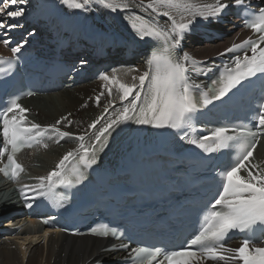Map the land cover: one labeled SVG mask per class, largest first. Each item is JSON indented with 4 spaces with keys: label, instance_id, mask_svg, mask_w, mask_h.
Returning <instances> with one entry per match:
<instances>
[{
    "label": "snow or ice",
    "instance_id": "6c2138e0",
    "mask_svg": "<svg viewBox=\"0 0 264 264\" xmlns=\"http://www.w3.org/2000/svg\"><path fill=\"white\" fill-rule=\"evenodd\" d=\"M63 4L73 9L86 10L90 0H61ZM106 9L113 12L117 9L123 11L130 7L128 0H97ZM237 7H242L246 18L244 25L258 33L257 40H244L240 44L233 43L225 52H234L239 49H247L243 56L236 55L233 65H225L211 86H205L195 82L190 73L206 75L211 69H205L204 61L194 59L188 52L177 55L176 49L182 44L185 34L191 31V25L195 18L211 22L218 18L230 4L222 0L215 3L199 5L194 0H141L140 7L143 11L154 14L152 20L137 17L131 21V28L140 39L153 38L158 43L146 59L147 70L133 80H139V90L135 84L128 85L117 80L115 73L111 77L102 75L100 78L115 84L120 92V100L134 98L117 113L104 127L95 134L93 145L85 147L84 137L81 141L77 157L76 152H68L56 165V170L50 172L47 177L40 178L37 189L39 195H47L52 191L55 184H71L69 171H77L75 166L69 169L68 165L78 159L86 167H91L97 161L98 151L104 147L103 140L106 133L114 126L129 121L138 125H151L153 128H171L178 131L192 129L195 131L193 120L195 114L201 107H207L214 100L226 97L243 81L259 75H264V7L258 12H248L246 0H230ZM27 0H0V30H10L19 27L18 24L9 23V19L23 16V8L15 7L26 4ZM12 10H9V9ZM157 16H165L171 21L166 28H161L155 22ZM179 16V21L177 20ZM250 16L251 18H247ZM26 42V41H25ZM7 45L8 40H3ZM23 44L11 49L12 53L21 51ZM251 51L252 55L247 52ZM225 53H221L224 55ZM147 81V83H146ZM196 90H199L198 92ZM111 90L109 89V94ZM31 94V93H29ZM107 111V108L105 109ZM27 109L21 107L17 99H12L10 104L0 112V123L3 136V147H0V157L7 154V165L0 168L5 176L12 172L16 175L23 171L21 165L16 163L15 155L29 140L42 136L47 129L35 123L25 126ZM9 113H12L9 116ZM62 119H67L62 117ZM258 122L256 127H264V102L261 103L258 114L254 117ZM57 124L60 123L58 120ZM93 122L89 127H95ZM59 136L69 135L60 132L55 126L51 128ZM232 134L229 135L228 133ZM103 138V139H102ZM181 140L187 139L189 144L196 145L204 152H216L221 149L239 147L237 159L219 170V190L213 195V199L205 206L200 228L196 234L187 242V246L179 250H162L160 248L147 249L137 247L132 249L131 258L133 264H204L206 260L230 261L239 260L242 264H264V243L257 246L252 236L257 231L264 232V170L258 169L253 175L248 171L247 177L239 175L245 167V161L252 156V150L256 147L257 133L247 126L240 128L227 126L215 127L209 134L198 138L181 135ZM47 181V184H45ZM80 175L77 174L76 182L79 183ZM35 190V189H34ZM28 207H31L29 204ZM47 223V221H45ZM232 231L245 234V238L238 248L224 247L222 241ZM93 236L107 237L109 234L119 238L115 229L107 225L93 227L90 231ZM195 246V247H194Z\"/></svg>",
    "mask_w": 264,
    "mask_h": 264
},
{
    "label": "bare ground",
    "instance_id": "6f19581e",
    "mask_svg": "<svg viewBox=\"0 0 264 264\" xmlns=\"http://www.w3.org/2000/svg\"><path fill=\"white\" fill-rule=\"evenodd\" d=\"M93 5L102 10L104 16L111 15V10L101 6L97 0H90ZM141 0H128L130 7L123 11L117 9L115 11L116 23L114 29L109 26L101 24L96 20L95 15L87 6L86 10L73 9L61 2V0H27L26 4L17 5L15 7L23 8L24 14L15 19H9V23L18 24L19 27L10 30H0V54L6 52L9 44L13 43L18 38L22 37L21 41H26L32 44L33 47L39 49L42 56H47L49 51L55 49L60 41H66L62 47L67 46L68 52H63L66 57L77 58L82 63L88 61L94 62L93 54L84 55V49L91 45L94 37H99L98 41L104 48L102 51H97V56L101 53H106L116 69L106 74L111 77L113 73L117 80L121 83L137 86L139 90V80H133V77H138L147 70L146 59L140 57L133 64V69L124 67L125 56H115L118 50H121L123 45H131V39L136 37L125 27H119V19L142 17L145 20H152L154 14L145 12L141 9ZM147 0H145V3ZM195 3L203 5L206 3H215V0H194ZM222 2H230V0H222ZM9 10H12L11 8ZM179 21V16L176 17ZM216 18L211 22L204 21L199 17L195 18L193 24L190 26L191 31L185 34L182 44L176 49L177 55H183L188 52L194 59L204 61V67L207 69L211 66L214 58L221 52L229 48L236 41L244 38L233 40L236 32H232L230 24L225 23L219 25L215 23ZM155 22L161 28H166L171 21L165 16H157ZM30 26H35L34 29L27 32ZM224 32L225 37L217 42L209 45H203L202 40L206 36H210V31ZM117 31L120 34H117ZM3 40H8L9 43L5 45ZM15 45V44H14ZM132 66V65H131ZM192 79L197 83H202L201 75L190 73ZM147 83V81H146ZM105 84L104 86H102ZM87 85V86H86ZM90 85V86H89ZM83 87V88H82ZM97 90H96V89ZM89 89V90H84ZM109 89L111 93L109 94ZM96 90V91H95ZM57 96L40 98H28L21 105V107L29 111L26 116L25 126L35 123L41 126V129H47L43 136H46L45 141L41 143L40 147H46L49 143L56 142L55 148L50 149L46 155L40 158L34 155L32 151L24 152L21 155V160L28 167L30 165H38L43 168L46 173L44 177L50 172L56 170V165L68 152H76L77 155L81 141L78 137L83 136V144L85 147L93 145L95 142V134L100 128L104 127L122 108L127 105L131 99L120 100V92L118 87L109 83V81L98 80L96 82H89L87 84L73 86L57 92ZM84 105L88 108L84 109ZM107 108V111L105 109ZM10 113L9 116H11ZM28 116L36 117L35 122H30ZM66 117L67 119H62ZM60 121L57 124V121ZM97 122L95 127H89ZM49 124L46 127L42 125ZM55 126L60 132H66L69 135L59 136L56 132H52L51 128ZM2 136V133H0ZM52 145V144H49ZM45 154V153H44ZM247 162V163H246ZM246 166H249L248 171L256 174L258 169L264 170V149L259 153L258 166L249 164L246 161ZM247 174L242 177H247ZM47 181H45V184ZM33 190V189H32ZM0 189V195H1ZM27 193V192H24ZM1 200V199H0ZM2 204V203H0ZM5 205V204H4ZM9 225L11 221H5ZM6 224V223H5ZM30 225H35L33 222ZM107 247L102 240H96L89 237H69L58 232L50 234H43L38 230L26 231L21 238L10 237L0 239V264H91L99 259H104L103 254L100 253L102 248ZM105 260V259H104ZM217 264H225L224 261ZM229 264H240L239 262L230 261Z\"/></svg>",
    "mask_w": 264,
    "mask_h": 264
},
{
    "label": "rangeland",
    "instance_id": "374dc122",
    "mask_svg": "<svg viewBox=\"0 0 264 264\" xmlns=\"http://www.w3.org/2000/svg\"><path fill=\"white\" fill-rule=\"evenodd\" d=\"M117 34H120V32H118L117 31ZM105 84H103L102 86H104ZM87 86V85H86ZM90 86V85H89ZM83 88V87H82ZM96 89V88H95ZM84 90H89V89H84ZM97 90V89H96ZM95 90V91H96ZM57 93V92H56ZM55 92H53V93H49V94H44V97H47V95L48 96H52L53 97V95H54V97L55 96H57L58 94H56ZM43 97V96H42ZM86 108H88V106L87 105H84V109H86ZM25 115H29V111L27 110V112L25 113ZM29 119L31 120V121H33V122H35V120H36V117H34V116H29ZM30 121V122H31ZM49 124L47 123L46 125L44 124V125H42L43 127H46V126H48ZM49 144H52V145H49ZM48 145H46V147H38L37 148V150L35 151V152H33L34 153V155L35 156H37L38 158H40L42 155H46L47 154V152L50 150V149H52V148H55V144H56V142L55 141H53V143L51 142V143H49ZM42 145V144H41ZM264 149V144H262L261 146H260V148L258 149V151L252 156V158L250 159V163L249 164H254V165H257L258 166V156H259V153L262 151ZM45 153V154H44ZM42 158V157H41ZM248 170H249V166H246V167H244V169H241L240 170V172H239V175H244V174H246L247 172H248ZM46 173V171L43 169V168H41L40 166H38V165H30V168H29V170H28V173H27V175H26V180H28V184L27 185H25V186H30V187H32V189L34 190H36L37 189V185H39L40 184V178L41 177H44V174ZM24 186H22V187H20V188H23ZM34 190V191H35ZM33 191V192H34ZM4 227H7V226H5L4 225Z\"/></svg>",
    "mask_w": 264,
    "mask_h": 264
}]
</instances>
